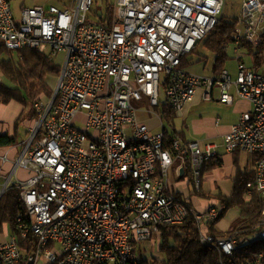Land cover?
<instances>
[{
  "label": "built area",
  "instance_id": "obj_1",
  "mask_svg": "<svg viewBox=\"0 0 264 264\" xmlns=\"http://www.w3.org/2000/svg\"><path fill=\"white\" fill-rule=\"evenodd\" d=\"M11 1L0 0V47L65 57L53 99L34 103L20 155L14 163L11 148L0 155L1 164L13 163L0 193L17 187L26 218L18 215V234L0 240V264H139L135 245L155 243L160 226L188 215L201 245L234 257V237L206 230L221 204L196 211L177 183H186L190 162L199 191L201 167L216 161L220 148L242 151L255 157L247 189L264 199V71L248 66L243 54L234 76L227 69L190 73L182 65L218 22L224 0H114L109 26L87 21L94 0H76L72 9L21 6L18 17ZM238 22L236 53L243 41L260 42L264 0H242ZM198 91L207 101H248L251 109L220 143L173 138L167 145L157 106L167 103L178 116ZM139 112L154 114L159 128L140 122ZM19 170L27 176L18 179ZM259 223L257 239H264V206ZM29 234L35 246L23 257L19 241ZM240 264H262V255L250 253Z\"/></svg>",
  "mask_w": 264,
  "mask_h": 264
},
{
  "label": "trees",
  "instance_id": "obj_2",
  "mask_svg": "<svg viewBox=\"0 0 264 264\" xmlns=\"http://www.w3.org/2000/svg\"><path fill=\"white\" fill-rule=\"evenodd\" d=\"M88 13L87 21L109 26L112 3L107 2L102 11L91 7ZM238 23V17L227 20L224 16H220L214 28L200 41L214 55L212 65V74L214 75H218L226 69L225 65L230 58L226 47L233 45ZM197 45L189 55L197 54L199 58L196 62H199L206 58L198 54ZM0 49L12 52L3 47ZM241 49L244 50V55L251 57V67L260 71L264 70V32L261 33V40L257 45L243 41ZM193 63L194 57L186 56L182 60L183 66ZM60 69L61 65L53 59L32 49H24L22 52L16 53L15 56L9 55L8 58L0 60V74L6 79V82L0 80V104L12 103L19 107L13 123V133L0 131V147L19 145L21 140H19L18 129L22 126L25 128V135L28 134L29 122L36 117L34 103L38 100L48 102L51 99ZM156 109L169 128L166 127L167 145L173 138H179L182 142H186L182 131H177L175 127L177 114L170 109L169 105L160 103ZM221 164L220 157L216 161L211 160L203 164L200 171V189L195 191L191 163L188 162L186 184L189 188V197L201 196L220 202L221 212L216 220L206 224V230L214 236L230 235L234 237L237 242V251L234 257L219 256L215 249L201 245L197 223L193 215H188L186 220L179 225L160 226L157 240L158 249L162 252L163 258L161 260L152 259L150 263L141 258L139 264H240L244 259L250 257V253L261 254L262 264H264V239L252 241V238L258 235L260 230L259 222L264 206V199L259 192L254 188L249 190L246 186L248 182L253 181V172L246 173L237 168L232 179L233 189L228 196L221 193L211 194L201 189L202 173L217 168ZM189 204L194 209L192 203ZM231 208L238 210L239 222L229 232H218L216 223ZM18 215L26 219L25 207L20 198L19 189L11 186L0 197V237L9 233L18 234L16 226ZM6 229L9 230L7 234L4 233ZM19 243L24 248L23 257L30 254L35 246V240L31 234L25 239H20ZM135 246L136 253L141 252L142 254L143 249L140 244ZM22 259L24 260V258ZM18 264H24V262L21 261Z\"/></svg>",
  "mask_w": 264,
  "mask_h": 264
},
{
  "label": "crops",
  "instance_id": "obj_3",
  "mask_svg": "<svg viewBox=\"0 0 264 264\" xmlns=\"http://www.w3.org/2000/svg\"><path fill=\"white\" fill-rule=\"evenodd\" d=\"M241 60L244 61L243 57H241ZM228 71L234 76L236 73V67L233 71ZM250 109L251 106L248 101L237 98L229 104L220 103L216 100L204 101L201 91H198L194 99L189 102L182 111V119L180 120L181 129L177 131H182L183 128L186 129V134L182 131L186 142L200 140L201 142L212 141L220 143L221 137L229 131L231 125L238 122L240 115L244 112L250 111ZM16 116L17 115H11L9 117L0 118V131H8L12 134L13 123ZM22 141L23 140H21V142ZM16 146L17 145L0 147V155L4 154L9 148H11L9 153L12 160H14L13 156L16 151ZM219 153L222 160L221 166L209 171H204L201 176V184L209 178L213 180V186L212 188L205 190V192L211 194L221 193L228 196L233 189L232 179L237 172V168L243 172H253L254 174L255 157L242 151H236L232 154L225 153L222 148L219 149ZM11 166L12 162L5 164L0 163V167L2 168L0 176H3V174L6 173L8 174ZM26 176L27 173L22 171L21 177L24 178ZM178 182L179 184H184L181 194L183 197L189 198V201L192 203V206L196 211H202L210 204L217 202L216 200L203 198L201 196L189 197V188L186 186V183L183 182V180ZM224 217L225 216L223 215L216 223L218 232H229L239 222L238 216L230 218L229 220H224ZM4 236H1L0 240H2Z\"/></svg>",
  "mask_w": 264,
  "mask_h": 264
},
{
  "label": "rangeland",
  "instance_id": "obj_4",
  "mask_svg": "<svg viewBox=\"0 0 264 264\" xmlns=\"http://www.w3.org/2000/svg\"><path fill=\"white\" fill-rule=\"evenodd\" d=\"M107 2H110L113 4L114 0H94V4L92 6L93 9H98L99 11H102L105 9V6L107 5ZM12 8H13V12L14 15L16 17H18L20 15V7L21 6H25V7H33V6H44V7H48L50 5H55L61 9H65V8H74L76 5V0H12ZM241 4H242V0H224V6L222 8V11L219 15L220 16H224L225 19L229 20L230 18L233 17H238L240 14V9H241ZM89 15V13H88ZM87 15V16H88ZM264 31V27L261 30V32ZM198 54H200L201 56L205 57V60L196 62V60L199 58V56H197V54L195 55H188V57H194V63L191 65H187L185 66L186 71L190 72V73H195V74H203V75H210L212 74V65H213V58L214 55L207 50L202 42H199L196 48ZM226 52L228 54V56L230 57L229 60L227 61L225 68L228 70H234V68L236 67V59L237 56L240 54L245 53L244 50L239 51L238 53L235 52L233 45H229L226 47ZM9 55H16V52H8L4 49H0V60L1 59H5L8 58ZM64 57L65 54L63 52H59L55 57H54V61L61 65L64 62ZM234 57V58H233ZM244 62L251 66L252 65V59L250 56L248 55H242ZM0 80H2L3 82H6L5 77L1 76L0 74ZM207 101V100H204ZM132 104L134 105L135 108L137 109H146V110H151L150 108H148V106H140L139 103L135 102V101H131ZM19 111V107L16 104H0V118H4V117H9L11 115H17ZM182 112L180 113V115L176 118L175 120V127L177 130L181 129V116ZM138 119L140 122L146 124L148 127H155L154 130L159 128V121L158 119L154 116V114L152 113H146V112H139L138 113ZM164 122V121H163ZM165 127L168 128V126H166L167 124L164 122L163 123ZM28 129V127H27ZM183 133L186 134V129L183 128ZM18 135H19V140H25L27 138L28 135H25V128L22 126L18 129ZM22 151V146L17 145L16 146V151L15 154L13 156V159H16L20 153ZM1 153V152H0ZM14 163V160H13ZM12 163V166H13ZM22 171H18L17 172V178L18 179H22L21 177ZM7 176V175H6ZM5 177H0V184H2L5 181ZM21 177V178H19ZM177 183H179L177 181ZM213 186V180L211 179H207L206 181H203V183L201 184V189L203 191L208 190L210 188H212ZM216 203H220L219 201H217ZM224 220H229L230 218H234L235 216H238V211L236 208H231L228 209V211L224 214ZM224 222V221H223ZM220 225V224H219ZM9 232L8 229L5 230V234H7ZM258 235H255L252 240L257 239ZM154 242H144L141 244V248L144 249V247H147V249L142 251V257L143 259L152 261V259H158L161 260L163 258L162 252L158 249V240L154 239Z\"/></svg>",
  "mask_w": 264,
  "mask_h": 264
},
{
  "label": "water",
  "instance_id": "obj_5",
  "mask_svg": "<svg viewBox=\"0 0 264 264\" xmlns=\"http://www.w3.org/2000/svg\"><path fill=\"white\" fill-rule=\"evenodd\" d=\"M53 96H54V92H53V95H52V97H51V100L53 99ZM1 195H2V193H0V197H1Z\"/></svg>",
  "mask_w": 264,
  "mask_h": 264
}]
</instances>
